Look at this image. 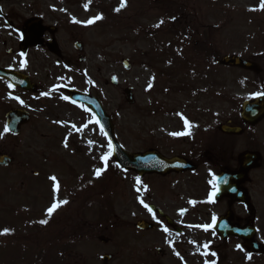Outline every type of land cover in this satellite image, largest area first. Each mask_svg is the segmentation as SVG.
<instances>
[{
  "label": "rangeland",
  "instance_id": "obj_1",
  "mask_svg": "<svg viewBox=\"0 0 264 264\" xmlns=\"http://www.w3.org/2000/svg\"><path fill=\"white\" fill-rule=\"evenodd\" d=\"M120 3L92 0L93 18H103L94 21L97 55L80 84L100 98L122 147L143 152L150 146V134L184 125V118L217 128L228 120L240 121L241 102L264 90V11L250 10L260 0H126V7L114 11ZM161 19L164 23L154 27ZM228 55L253 61L261 73L216 64ZM0 56L1 65L15 60L4 50ZM121 59L129 60V70ZM111 76L116 86L109 83ZM57 83L52 79L47 86ZM125 88L133 92L134 105L126 103ZM55 95L51 93L54 102L48 99L44 105L59 123L23 103L20 92L0 85V132L9 107L28 110L32 119L17 136L0 138V152L12 158L8 168L0 167V233L9 230L0 234V264H101L104 253L112 256L109 264H145V252L166 246L157 239L158 232L134 228L140 218L149 221L144 205L154 200L153 179L138 180L131 171L109 167V144L97 123ZM248 131L264 148V120ZM97 168L102 169L99 177ZM262 173L253 172L255 198L264 196L258 177ZM88 196L92 204L82 207ZM102 196L112 211L107 229L96 222ZM54 200L68 203L49 217ZM42 219L48 223L40 224ZM89 228L93 231L83 235ZM14 245L19 249L11 255Z\"/></svg>",
  "mask_w": 264,
  "mask_h": 264
},
{
  "label": "flooded vegetation",
  "instance_id": "obj_2",
  "mask_svg": "<svg viewBox=\"0 0 264 264\" xmlns=\"http://www.w3.org/2000/svg\"><path fill=\"white\" fill-rule=\"evenodd\" d=\"M91 3L92 0H0V50L15 56L12 65L0 62V66L29 76L37 86L35 93H28L29 102L50 122L55 123L57 118L50 109L46 112L44 101H53L52 92L59 99L69 96V88L92 93L91 88L80 84H85L82 77L88 74L89 62L97 55L95 24L86 23L93 18ZM28 28L40 34L37 44L23 50ZM52 79H58V83L50 89L47 85ZM189 124L187 129L178 124L150 134L147 150L177 158L175 168L144 176L133 173L138 180L153 179L152 185L148 184L154 191V200L147 204L150 216L146 217L152 226L138 232H158L157 239L166 244L145 252V264H264V196L255 198L252 183L255 170L263 172L258 177L264 183V148L257 146L248 131L256 125L230 122V126L242 130L240 135H230L217 130L211 122L202 127ZM185 131L190 134H170ZM254 151L260 153L257 166L247 169L245 164L242 168V154ZM213 185L216 195L209 202ZM209 224L212 227L205 230L203 226ZM247 244H256L258 251L251 253Z\"/></svg>",
  "mask_w": 264,
  "mask_h": 264
},
{
  "label": "water",
  "instance_id": "obj_3",
  "mask_svg": "<svg viewBox=\"0 0 264 264\" xmlns=\"http://www.w3.org/2000/svg\"><path fill=\"white\" fill-rule=\"evenodd\" d=\"M123 66L127 69L129 67V64L126 60H122ZM219 63L222 65H233V66H241L247 69H253L255 72H259V68L257 65L253 64L252 62H248L243 60L241 57L237 56H225L221 60H219ZM0 77L8 79L13 85H18L20 87L27 88L29 90L34 89V87L30 84L28 78L26 76H22L21 74H18L17 72H11L7 69H0ZM111 83L116 84L114 81V78H111ZM126 93V101L129 104H133V97L132 93L129 90H125ZM76 100L82 101L85 105H87L90 110H92L98 118V122L100 126L102 127V130L104 131L106 137H108V140L110 141L111 147H112V157L116 161V163L123 168L132 169L139 174L148 173L152 171H158L164 166H168V163L170 160H166L160 156V160H156V162L152 161V155L155 152L147 151L146 153H136V154H130L126 150L121 147L116 140V136L113 134L114 126L111 124V120L108 115L105 114L103 111L102 105H100V102L94 98L93 96H88L84 94H77L76 96H73ZM241 117L243 120L253 123L259 120L264 114V96L258 97L252 102L246 101L241 106ZM28 116L19 109H16L15 111H11L7 113L6 115V125H9L11 128L12 134H17L18 129L21 123L27 122ZM226 128V131L228 132H239L240 130L238 128ZM156 154V153H155ZM159 156V155H158ZM248 157L243 156V158ZM255 156L252 157V160H254ZM10 161V158L5 155L0 156V165H8V162ZM138 228H144L148 229L150 226L144 222L139 221L137 224ZM251 251H255L257 248L255 245L248 246ZM105 260H108V257L104 258Z\"/></svg>",
  "mask_w": 264,
  "mask_h": 264
},
{
  "label": "snow or ice",
  "instance_id": "obj_4",
  "mask_svg": "<svg viewBox=\"0 0 264 264\" xmlns=\"http://www.w3.org/2000/svg\"><path fill=\"white\" fill-rule=\"evenodd\" d=\"M123 7H126V0H121V3H120V6L118 7V8H116V9H114V11H117V12H119ZM85 8L87 9V4L85 5ZM250 10H252V11H264V0H260V4L258 5V7L257 8H255V9H250ZM103 17H102V15H96L94 18H91V19H89L88 21H86V23L87 24H91V23H93L94 21H96V20H100V19H102ZM172 19H175V17H173ZM164 23V20L163 19H161L156 25H154V27H160L162 24ZM9 87H11V85H9ZM149 87H151V83H149ZM253 95H255V96H260V95H264V93H254ZM63 99H68V97H63ZM55 123H59V122H55ZM184 125H185V128L187 129V128H189L190 127V124H189V121H187L186 119H185V121H184ZM11 131V128H10V126L9 125H5L4 126V128H3V131L2 132H0V138H3V136L5 135V134H7V133H9ZM171 135H175V136H180V135H189L190 133L189 132H187V131H185V132H176V133H170ZM89 143H91V141L89 142ZM65 146H67V145H65ZM109 155L111 154V144H109ZM102 159H104L105 161L107 160V157H102ZM101 171H102V169H99V168H97L96 170H95V175L97 176V177H99L100 176V174H101ZM52 179H55L54 177L52 178ZM210 183H212V181H210ZM213 187H214V190L212 191V192H210L209 193V196H208V200H209V202H212V199H213V197L216 195V192H215V185H213ZM56 189L54 188V191H55ZM66 203H68V201H66V200H63V201H55L54 200V202L51 204V206L47 209V215L50 217L51 215H52V213L58 208V207H60L61 206V204H66ZM146 208H148V205L147 204H145L144 205ZM149 210H151V209H149ZM215 217H213V223L215 222ZM39 223L40 224H47L48 223V220L47 219H42V220H40L39 221ZM204 228H205V230H207L208 228H210V227H212V225L211 224H209V225H204L203 226ZM9 230L8 229H5V230H3V232L2 233H0V234H6L7 232H8ZM205 247H207V245H205ZM239 247V246H238ZM206 264H207V262H206Z\"/></svg>",
  "mask_w": 264,
  "mask_h": 264
},
{
  "label": "trees",
  "instance_id": "obj_5",
  "mask_svg": "<svg viewBox=\"0 0 264 264\" xmlns=\"http://www.w3.org/2000/svg\"><path fill=\"white\" fill-rule=\"evenodd\" d=\"M13 248H14V249H18L17 246H15V247H13ZM40 257L45 258L44 260L47 259V256H45V255H42V256H40ZM14 258H16V257H14ZM57 260H60V257H58ZM55 264H62V260L58 261V262L55 263Z\"/></svg>",
  "mask_w": 264,
  "mask_h": 264
}]
</instances>
